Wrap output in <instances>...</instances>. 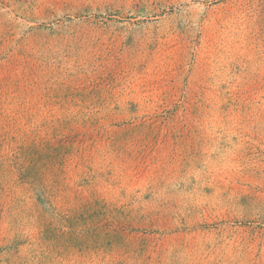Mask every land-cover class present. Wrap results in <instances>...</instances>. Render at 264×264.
Masks as SVG:
<instances>
[{
  "label": "rangeland",
  "instance_id": "rangeland-1",
  "mask_svg": "<svg viewBox=\"0 0 264 264\" xmlns=\"http://www.w3.org/2000/svg\"><path fill=\"white\" fill-rule=\"evenodd\" d=\"M0 264H264V0H0Z\"/></svg>",
  "mask_w": 264,
  "mask_h": 264
}]
</instances>
